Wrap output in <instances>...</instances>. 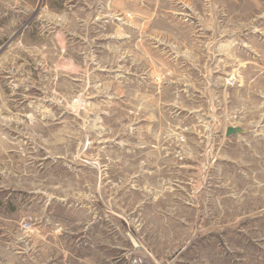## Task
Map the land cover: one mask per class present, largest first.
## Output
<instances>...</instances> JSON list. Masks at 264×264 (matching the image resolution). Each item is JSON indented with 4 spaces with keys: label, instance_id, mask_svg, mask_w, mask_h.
<instances>
[{
    "label": "rangeland",
    "instance_id": "1",
    "mask_svg": "<svg viewBox=\"0 0 264 264\" xmlns=\"http://www.w3.org/2000/svg\"><path fill=\"white\" fill-rule=\"evenodd\" d=\"M0 264H264V0H0Z\"/></svg>",
    "mask_w": 264,
    "mask_h": 264
},
{
    "label": "water",
    "instance_id": "2",
    "mask_svg": "<svg viewBox=\"0 0 264 264\" xmlns=\"http://www.w3.org/2000/svg\"><path fill=\"white\" fill-rule=\"evenodd\" d=\"M241 129L239 127H235V126H228L225 130V134L228 136L230 134H235L237 132H240Z\"/></svg>",
    "mask_w": 264,
    "mask_h": 264
}]
</instances>
